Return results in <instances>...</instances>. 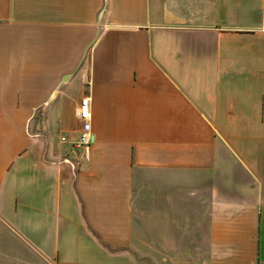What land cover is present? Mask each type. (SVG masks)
<instances>
[{
    "label": "crops",
    "instance_id": "1",
    "mask_svg": "<svg viewBox=\"0 0 264 264\" xmlns=\"http://www.w3.org/2000/svg\"><path fill=\"white\" fill-rule=\"evenodd\" d=\"M250 10L0 0V264H264V20ZM182 32L212 51L180 50ZM233 73L244 101L219 86Z\"/></svg>",
    "mask_w": 264,
    "mask_h": 264
},
{
    "label": "rangeland",
    "instance_id": "2",
    "mask_svg": "<svg viewBox=\"0 0 264 264\" xmlns=\"http://www.w3.org/2000/svg\"><path fill=\"white\" fill-rule=\"evenodd\" d=\"M231 7L233 11L236 8H239L240 6H246L249 9H252V15L253 18H257L258 20L260 19L261 21L264 20V0H229ZM233 15V12H232ZM187 32H182V39L179 42V48L180 50L186 51V52H191L193 54H199V52H208L212 51V41L210 39H203L200 36H194L195 33L188 34V36L185 37ZM214 45V44H213ZM234 49L235 46H233ZM214 51V50H213ZM225 83L219 84L220 88L223 90V94L225 93L226 96L234 95L239 97L241 100L244 101V98H246L247 94H245V91H247L245 88L246 86L244 85L245 79L238 78L233 74H231L229 77L225 78L224 80ZM238 103V102H237ZM255 135H264V127H259L255 128ZM264 138V136H263ZM261 147L259 148L258 144L256 143V149L255 150H261L263 152L260 156L264 154V140H262ZM264 160V159H263Z\"/></svg>",
    "mask_w": 264,
    "mask_h": 264
},
{
    "label": "built area",
    "instance_id": "3",
    "mask_svg": "<svg viewBox=\"0 0 264 264\" xmlns=\"http://www.w3.org/2000/svg\"><path fill=\"white\" fill-rule=\"evenodd\" d=\"M88 97L82 96L77 104L76 107V116L80 119V128L78 131V136L76 137L75 141L73 142L75 147L81 148L80 157L82 160H87L88 152L87 146L90 142V132H89V125H88Z\"/></svg>",
    "mask_w": 264,
    "mask_h": 264
}]
</instances>
